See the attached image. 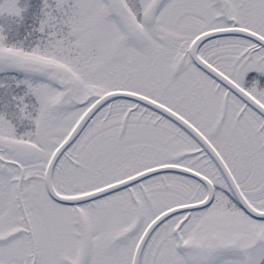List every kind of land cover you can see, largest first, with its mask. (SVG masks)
<instances>
[{"label":"snow or ice","instance_id":"6c2138e0","mask_svg":"<svg viewBox=\"0 0 264 264\" xmlns=\"http://www.w3.org/2000/svg\"><path fill=\"white\" fill-rule=\"evenodd\" d=\"M0 264H264V0H0Z\"/></svg>","mask_w":264,"mask_h":264}]
</instances>
